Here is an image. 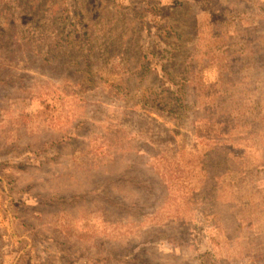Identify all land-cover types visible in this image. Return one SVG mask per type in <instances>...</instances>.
Here are the masks:
<instances>
[{"label": "rangeland", "instance_id": "374dc122", "mask_svg": "<svg viewBox=\"0 0 264 264\" xmlns=\"http://www.w3.org/2000/svg\"><path fill=\"white\" fill-rule=\"evenodd\" d=\"M262 263L264 0H0V264Z\"/></svg>", "mask_w": 264, "mask_h": 264}, {"label": "trees", "instance_id": "16d2710c", "mask_svg": "<svg viewBox=\"0 0 264 264\" xmlns=\"http://www.w3.org/2000/svg\"><path fill=\"white\" fill-rule=\"evenodd\" d=\"M172 109H174V107H172ZM15 200L17 201V206L21 207V210L18 211V214H20L22 209H23V207L25 206V202H20V199H15Z\"/></svg>", "mask_w": 264, "mask_h": 264}]
</instances>
